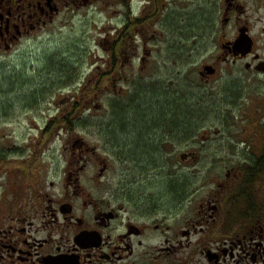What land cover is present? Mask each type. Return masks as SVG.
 <instances>
[{"label": "rangeland", "instance_id": "rangeland-1", "mask_svg": "<svg viewBox=\"0 0 264 264\" xmlns=\"http://www.w3.org/2000/svg\"><path fill=\"white\" fill-rule=\"evenodd\" d=\"M129 1L124 7L117 0L69 10L61 5L46 30L36 28L31 38L0 52V198L10 174L18 176L19 162L50 172L81 160L78 146L109 141L125 149L111 153L95 192L114 191L135 206L158 201L179 223L205 193L217 192L218 182H234L235 173H241L237 184L243 181L239 192L264 195V175L258 179L257 169L255 177L254 169L241 167L264 157V84L238 66L208 81L201 76L204 66L218 63L227 40L235 43L242 23L264 55V0H236V9L225 0H154L156 7L153 0ZM125 12L133 20L145 13L142 36L133 35L132 26L116 39ZM123 45L128 53L118 59L113 51ZM68 110L76 122L71 128L58 119ZM197 113L205 120L197 137L173 138L161 125L168 116ZM187 153L200 163L181 160Z\"/></svg>", "mask_w": 264, "mask_h": 264}, {"label": "flooded vegetation", "instance_id": "flooded-vegetation-1", "mask_svg": "<svg viewBox=\"0 0 264 264\" xmlns=\"http://www.w3.org/2000/svg\"><path fill=\"white\" fill-rule=\"evenodd\" d=\"M87 1L0 0V52H10L31 38L36 28L46 30L47 22L53 23L61 13V5L69 10ZM225 2L228 8L240 6L236 0ZM153 3L156 7L157 2ZM117 4L124 7L130 1L117 0ZM144 14L133 20L125 12L124 27L116 30L117 35L121 38L134 26L133 35L142 36ZM244 27L251 32L248 24L242 23L234 40ZM253 42L252 51L243 55L235 52L233 40H227L213 65L216 72L202 76L203 80L222 71L230 73L238 66L250 80L264 84V55L254 38ZM186 118L184 114L182 119ZM109 142L78 146L81 160L71 158L50 172L34 170L31 161L19 162L18 176H13L14 171L10 174V184L0 198V264H264V195L255 192L258 194L248 198L239 192L241 173L234 174V182H218L217 192L205 193L199 208L179 223L174 210L161 211L164 204L158 201L142 200L135 206L114 191L106 195L95 192L111 165V153L125 149L120 143ZM153 145L159 149V142ZM263 160H245L241 167L264 170ZM25 173H29L28 180ZM242 177L244 180L245 171ZM185 195L186 191L179 198Z\"/></svg>", "mask_w": 264, "mask_h": 264}, {"label": "trees", "instance_id": "trees-1", "mask_svg": "<svg viewBox=\"0 0 264 264\" xmlns=\"http://www.w3.org/2000/svg\"><path fill=\"white\" fill-rule=\"evenodd\" d=\"M159 11L160 10L158 8V12ZM124 45L121 48H116L114 50L115 56L118 57L119 55L122 54V52L125 49ZM73 116H74V112L68 110V112L66 114L62 113L61 117H59L58 119H59L61 124L67 125V126H69L71 128L72 126L76 125V122L73 120ZM193 116H194V118L193 117H189V118H186V119H182V117H180L179 114H178V118L176 116H172L173 118L170 119V120H169V116H168L167 118H163L162 119L164 123H162L161 125L166 130L171 131L169 133L173 134V138L180 139V138H182V136H184L185 137L184 139H186L187 137L191 138V137H194L195 135L197 137L199 135V133H200L198 131L200 130L201 126L205 123V120L202 118V116H203L202 113H199V114L197 113L196 115H193ZM169 121H173V123H171ZM167 125L171 126L172 128L168 127ZM132 158L136 161L135 157H132ZM263 163H264V160H263ZM257 170L254 169V172L256 173V175H257ZM262 170L263 169L258 170V174Z\"/></svg>", "mask_w": 264, "mask_h": 264}, {"label": "water", "instance_id": "water-1", "mask_svg": "<svg viewBox=\"0 0 264 264\" xmlns=\"http://www.w3.org/2000/svg\"><path fill=\"white\" fill-rule=\"evenodd\" d=\"M248 32H249V29L247 28L241 29L240 36L234 43V50L237 54L247 55L248 53L252 51L254 42ZM205 70L208 74L214 73V70L209 66L205 67ZM185 158L186 156H182V159H185Z\"/></svg>", "mask_w": 264, "mask_h": 264}]
</instances>
